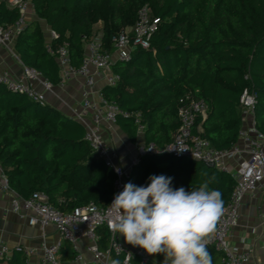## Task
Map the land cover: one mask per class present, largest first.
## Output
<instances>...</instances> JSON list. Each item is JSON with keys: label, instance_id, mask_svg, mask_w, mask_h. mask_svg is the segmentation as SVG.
Here are the masks:
<instances>
[{"label": "trees", "instance_id": "16d2710c", "mask_svg": "<svg viewBox=\"0 0 264 264\" xmlns=\"http://www.w3.org/2000/svg\"><path fill=\"white\" fill-rule=\"evenodd\" d=\"M35 12L57 34L52 47L67 44L72 65L80 67L85 43L95 36L102 21V43L112 51L114 35L133 25L138 12L148 6L160 19L151 47H137L128 60L113 69L117 85L101 93L132 115H119L117 123L132 143H137L136 117L142 114L146 145L158 151L139 157L131 182L147 186L152 175L172 178L173 188L191 190L211 176L209 185L228 204L235 180L230 173L208 167L203 161L163 151L180 125V100L191 96L208 106L199 117L200 134L217 150L230 149L239 140L242 126L240 97L245 89L255 93L257 127L264 132V0H34ZM19 19L17 9L0 1V23ZM21 63L38 71L45 80L61 82L60 68L46 47L37 22L27 24L15 42ZM85 130L75 118L49 104L41 105L0 84V163L10 186L23 197L45 193L62 211L93 201L105 207L115 190V174L96 157ZM207 176H202V173ZM99 246L109 248L110 232L98 228ZM212 264H225L223 254L208 246ZM76 252L64 241L60 258L71 260ZM113 260L122 258L113 254ZM0 264H28L15 250ZM133 264H140L134 259Z\"/></svg>", "mask_w": 264, "mask_h": 264}, {"label": "built area", "instance_id": "2783aa9c", "mask_svg": "<svg viewBox=\"0 0 264 264\" xmlns=\"http://www.w3.org/2000/svg\"><path fill=\"white\" fill-rule=\"evenodd\" d=\"M0 1L5 2L10 9H17L19 12V19L15 23L9 25L0 23V50L3 48L12 50L18 36L29 23L30 17L36 15L35 4L34 0ZM159 24V18L151 17L146 10H142L140 20L135 27L130 30L126 28L113 36L112 51L105 48L102 36L87 40L80 67L72 65L66 43L57 48L52 47V40L57 34L54 30H50L51 38L46 40V47L59 65L60 83L74 77H82L89 88L82 102L84 112L75 117L84 127V139L93 154L115 174V190L105 207L91 201L65 212L54 206L43 192L35 191L28 197H23L16 192L10 186L8 176L0 163V190L11 194V209L22 214L30 225L38 226L44 235L46 229L53 226L60 236L59 240L52 243L44 239L40 248L0 245V259H10L14 251L18 250L27 257L28 264H31V257L38 252L42 254L43 264H63L60 251L63 242L68 241L76 252L75 257L68 264H89L85 251L91 254L96 264H112L113 254L121 257L123 264H133L136 257H140L141 264H148L149 257L144 250L132 249L118 236V233L113 232L111 225L114 220L109 215V205L115 194L123 191L139 157L158 150L154 144L145 145L141 148L140 156L131 157L128 166L124 164L119 150L106 140L103 129L107 126L111 130L118 125L119 115H132V113L121 110L116 102L106 98L100 90L96 93V85L99 78H103L107 85H117L120 76L113 69L114 63L118 60L130 59L137 47L149 49L151 38L158 30ZM0 84L41 105L48 104L45 92L52 90L53 87V84L45 80L38 71L23 64L21 76H14L8 70L0 69ZM37 84H41L44 90L38 89ZM255 104V93L245 89L240 97L242 126L239 140L230 149L217 150L198 131L197 120L199 117H206L208 106L203 100L186 96L180 100L178 110L180 125L175 138L163 149L176 156H186L203 162L212 161L216 168L227 171L234 178L235 185L229 202L223 206V213L216 222L215 231L210 234L208 238L210 243L207 245V247L214 246L222 252V260L225 264H246L250 257L249 252H238L231 247L229 234L239 224L245 197L264 181V132L257 127ZM134 115L137 132L141 136L145 131L142 114ZM101 226L107 227L111 234L109 248L106 250L99 246L98 228Z\"/></svg>", "mask_w": 264, "mask_h": 264}, {"label": "clouds", "instance_id": "9594fccd", "mask_svg": "<svg viewBox=\"0 0 264 264\" xmlns=\"http://www.w3.org/2000/svg\"><path fill=\"white\" fill-rule=\"evenodd\" d=\"M148 179L147 186L129 182L115 194L109 205L113 232L148 255L163 254L162 264H212L208 238L224 210L222 193L209 187L216 177L191 190L173 188L164 175Z\"/></svg>", "mask_w": 264, "mask_h": 264}, {"label": "crops", "instance_id": "0c3cea01", "mask_svg": "<svg viewBox=\"0 0 264 264\" xmlns=\"http://www.w3.org/2000/svg\"><path fill=\"white\" fill-rule=\"evenodd\" d=\"M30 22H37L43 32L46 28L48 29L44 32L47 40V32L50 34L51 30L48 23L44 19L39 18L37 14L30 17ZM14 47L12 50L7 48L0 50V69L8 70L14 76H21L22 63ZM105 86H107L105 80L99 78L96 85V93ZM36 87L44 90L41 84H37ZM88 90L89 88L82 77H74L66 82L53 85L52 90L46 91L45 95L50 106L65 116L76 119L75 116L77 114L84 112L82 102ZM198 131H202L201 125L198 126ZM103 132L106 140L119 150L124 164H128L131 157L137 156L134 146L137 147L140 137L142 136L144 139V135L139 136L137 143H132L119 125L111 130L105 126ZM11 200V194L0 190V245L7 244L12 247L22 245L40 248L44 239L48 243L60 239L59 233L53 226L47 228L44 235L38 226L30 225L22 214L11 209ZM118 236L124 240L119 234ZM229 242L235 251L249 252L250 257L246 264H264V181L257 186L256 190L245 197L241 207L239 224L230 231ZM128 245L132 249H142ZM146 255L149 257L148 264H162L164 260L163 254L148 255L146 253ZM85 257L89 264H96L89 252L85 251ZM136 259L140 263V257H136ZM61 261L63 264H68L70 260L61 259ZM30 263L43 264L41 252L32 256Z\"/></svg>", "mask_w": 264, "mask_h": 264}, {"label": "rangeland", "instance_id": "374dc122", "mask_svg": "<svg viewBox=\"0 0 264 264\" xmlns=\"http://www.w3.org/2000/svg\"><path fill=\"white\" fill-rule=\"evenodd\" d=\"M148 7V6H147ZM142 10H146V13L149 15V16H151V17H153V14H152V11H151V9L148 7V8H146V6H144L139 12H138V14H139V17H138V20L136 21V22H134V24L133 25H131V26H129L128 27V30H130V29H132L133 27H135L136 25H137V23L139 22V20H140V16H141V12H142ZM103 28V23H102V21H98V22H96L95 23V36H102V29ZM44 29H45V27H44ZM46 30H48L47 28L44 30V32H46ZM50 36V34L47 32V39L48 40H50V38L51 37H49ZM94 36V37H95ZM116 136V135H115ZM127 142V141H126ZM125 142V143H126ZM127 144V143H126ZM146 144L144 143V139L142 138V136L140 137V139H139V142H138V144H137V147L136 146H134V149H136V154H137V156H140L141 155V148H143L144 146H145ZM146 148V147H145ZM130 161V160H129ZM129 164H127L126 166H128Z\"/></svg>", "mask_w": 264, "mask_h": 264}, {"label": "water", "instance_id": "95a60500", "mask_svg": "<svg viewBox=\"0 0 264 264\" xmlns=\"http://www.w3.org/2000/svg\"><path fill=\"white\" fill-rule=\"evenodd\" d=\"M204 163L208 166V167H211V168H214V162L212 161H204Z\"/></svg>", "mask_w": 264, "mask_h": 264}]
</instances>
